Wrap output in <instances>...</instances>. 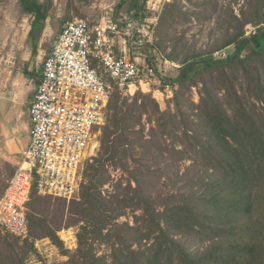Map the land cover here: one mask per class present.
Listing matches in <instances>:
<instances>
[{
  "label": "trees",
  "instance_id": "trees-1",
  "mask_svg": "<svg viewBox=\"0 0 264 264\" xmlns=\"http://www.w3.org/2000/svg\"><path fill=\"white\" fill-rule=\"evenodd\" d=\"M145 2L129 1L136 18ZM19 3L23 13L33 18L28 41L36 56L49 5L38 0ZM176 4L165 5L156 42L145 45L159 55L166 43L167 33L161 31L164 18L171 28L182 15ZM209 5L207 1L201 7L206 11ZM245 7L248 11H241L240 20L233 17L239 25H232L235 31H227L220 47H233L224 58L193 50L179 62L177 76L169 79L158 72L155 58L149 57L154 77L173 91L165 111L150 95L137 92L128 98L113 90L100 129L98 155L83 173L90 182L81 184L80 197H75L79 200L72 199L68 206L76 204L81 209L74 222L82 224L77 249L66 250L57 236L66 214L75 215L73 210L61 213L53 225V203L33 187L26 213L29 237L21 240L5 233L14 242L3 238L7 251L0 252V264H28L29 256L37 254L29 239L45 238L67 257L58 264H264V114L256 108L257 104L264 108V0H247ZM247 25L256 28L249 35L244 31ZM184 41L181 36L173 43L167 60L178 61L177 52L187 46ZM131 43L135 44L128 39L130 48ZM239 77L246 85L244 99L236 94L237 86H243L236 83ZM197 85L200 99L195 104L189 92ZM143 115L154 122L147 135ZM137 152L147 165L133 161L135 186L118 181L114 193L103 197L101 188L110 180L107 163L119 160L126 170L128 159ZM163 178H173L174 192L155 197L151 189ZM126 209L141 211L136 216L140 224H116ZM95 242L110 244V255L97 256Z\"/></svg>",
  "mask_w": 264,
  "mask_h": 264
},
{
  "label": "built area",
  "instance_id": "built-area-1",
  "mask_svg": "<svg viewBox=\"0 0 264 264\" xmlns=\"http://www.w3.org/2000/svg\"><path fill=\"white\" fill-rule=\"evenodd\" d=\"M118 26L108 13L68 21L45 56L29 109L31 141L0 196L4 233L21 240L29 237L26 213L33 187L42 196L67 201L76 197L83 163L104 124L111 93L117 89L132 94L136 85L142 91V83L154 78L149 63L139 65L130 57L125 39L114 53L110 34L121 36ZM74 231L63 229L59 236L68 250L75 247Z\"/></svg>",
  "mask_w": 264,
  "mask_h": 264
},
{
  "label": "rangeland",
  "instance_id": "rangeland-1",
  "mask_svg": "<svg viewBox=\"0 0 264 264\" xmlns=\"http://www.w3.org/2000/svg\"><path fill=\"white\" fill-rule=\"evenodd\" d=\"M38 1L49 5V18L47 19L45 27L47 30L45 29L43 31L42 37L38 43V48L41 53L37 55V58H33L30 51L32 42L28 41V30L30 22L33 18L23 13L19 0H0V63L3 66H22L29 59L27 63L34 64V66L37 67L36 69H38L40 64L43 62L45 53L51 49L55 38L66 22L84 18L95 19L108 13L111 18L117 21L120 27L122 39H125L126 41L131 39L135 42V44L131 43V48L129 47L130 57L136 58L139 65H141L143 62H148L149 57L152 55V57L155 58L154 65L157 67L158 72L166 78L174 79L178 74L179 62L188 52H192L193 50L196 52H213V54H215L218 58H224L227 54L232 53L233 47H220L225 39L227 31L228 33L235 31V28H232V25L235 27L239 25L238 20H235L233 17L240 16L242 10L246 9L248 11V8L245 7V2L247 0H146L143 9L141 8V11L137 14L138 18H136L135 10H129L131 9L129 3L130 0ZM207 1H210V5L207 7V10L204 11L201 5ZM173 2H177L176 6L181 9L182 15L175 18L171 28H169L170 22L167 21V16L164 18V25L161 28V31L162 34L167 33L165 36L166 38L164 39L166 43L163 48L164 50L162 52L159 51L161 53L159 55L157 51L150 50L145 47V45L154 44L156 42L155 35L157 34L159 19L164 13L165 5ZM139 4H141V2H139ZM128 24L131 27L126 28V25ZM255 29L256 28L252 25L244 27L246 35L251 34L255 31ZM181 36L184 37V42L187 43V46L184 50H182V52H177L178 61L172 62L167 60V54L170 53L173 43L181 38ZM218 48L220 50H217ZM262 78L264 82V74ZM241 80L242 77H239L236 83L241 82L243 85V81ZM136 87L138 90H135V87H132V94H123V96L131 98L137 92L150 95L151 99L158 104L160 111H165L168 105H171V99L173 97L172 88L169 85L163 86L161 81H159V78L154 77L149 81H146V83H142V91L138 85H136ZM236 94L244 99L246 95V85L244 84L241 88L238 85ZM199 96L200 85H197L195 88L190 90L189 98L195 104H198L200 99ZM130 101L131 100H129V102ZM251 102L252 101H249L248 103L251 104ZM256 108L257 113L262 112L264 114V108L261 105L257 104ZM148 120V115H143L141 118V123L144 124L145 135L148 134L149 127L154 125V122L149 123ZM152 120L154 119L152 118ZM136 129L138 128L136 127ZM100 135L101 132L99 131L93 141V145H95L89 151L87 159L83 163L81 171L82 178L87 163L92 162V160L98 155ZM160 141L163 142V139ZM153 146L156 148L158 147L155 143H153ZM152 151L155 152V149L152 148ZM137 153L138 154L134 156V159H128V169L126 170H124L125 167L120 164L119 160L112 162L109 161L107 163L110 180L101 188L103 197H106L107 199L110 194L114 193L115 184L118 181H121L123 186L127 182H131L132 186H135V178L134 174H132L134 169L133 161L140 160L142 155L141 152ZM154 162L155 160H153V163ZM141 165L145 166L147 163L141 161ZM186 165H188V163ZM174 172L175 168L170 172V174H173ZM83 182H90V178H83L82 183ZM1 186L2 185H0V187ZM2 189L3 187L0 189V196ZM151 192L155 197H167L168 195H171V193L174 192L173 178L170 180L163 178L157 186L151 189ZM79 195L80 194L78 193L77 196L80 197ZM39 196L45 197L53 203L51 206L55 212L51 217V220L54 222L53 225H56L59 222L57 217L61 213L73 210L75 215H69L67 217L66 214L62 221L63 228L57 232V236L63 237V234L61 233L63 229L73 228L75 230L76 242L75 247L69 248V251L74 252L78 246L77 235L79 227L82 225H75L74 222L78 219L77 215L81 209L77 207L76 204L68 207L72 200L67 201L50 196ZM78 200L79 198H75V201ZM140 214L141 211L126 209L122 216L118 218L116 224H128L129 226L134 227L136 224H140L141 222L139 221L138 223L136 219V216L139 217ZM67 225H70V227H67ZM4 237L7 238L9 243L14 242V238L12 236L5 234L0 229V252L2 255H4L7 251L6 242L3 240ZM29 241L33 242L37 254L33 253L29 256L27 260L28 264H58L60 262L67 261V257L62 256L58 248H56L49 239H29ZM63 246L65 247L64 243ZM110 247V244L105 242H101L99 245L96 242L94 243V249L97 256L110 255Z\"/></svg>",
  "mask_w": 264,
  "mask_h": 264
},
{
  "label": "crops",
  "instance_id": "crops-1",
  "mask_svg": "<svg viewBox=\"0 0 264 264\" xmlns=\"http://www.w3.org/2000/svg\"><path fill=\"white\" fill-rule=\"evenodd\" d=\"M118 28L120 30L119 26ZM110 38L113 41L112 49L117 54L124 39L120 35L112 34ZM30 51L32 54V48ZM40 53L37 48V54L33 55V58H37ZM28 60L22 66L5 67L0 63V185H2L0 189L3 187L1 195L13 173L21 165L23 151L31 141L29 109L41 82L43 62L36 69L34 64L27 63Z\"/></svg>",
  "mask_w": 264,
  "mask_h": 264
}]
</instances>
